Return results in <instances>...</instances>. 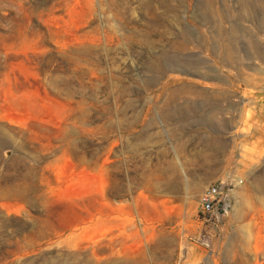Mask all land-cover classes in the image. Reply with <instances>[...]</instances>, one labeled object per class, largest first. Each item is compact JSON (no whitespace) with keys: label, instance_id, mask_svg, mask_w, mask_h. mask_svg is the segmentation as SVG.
Wrapping results in <instances>:
<instances>
[{"label":"rangeland","instance_id":"374dc122","mask_svg":"<svg viewBox=\"0 0 264 264\" xmlns=\"http://www.w3.org/2000/svg\"><path fill=\"white\" fill-rule=\"evenodd\" d=\"M263 7L0 0V264H264Z\"/></svg>","mask_w":264,"mask_h":264},{"label":"built area","instance_id":"2783aa9c","mask_svg":"<svg viewBox=\"0 0 264 264\" xmlns=\"http://www.w3.org/2000/svg\"><path fill=\"white\" fill-rule=\"evenodd\" d=\"M232 207L231 197L219 183H213L201 193L200 214L205 220L218 218Z\"/></svg>","mask_w":264,"mask_h":264},{"label":"water","instance_id":"95a60500","mask_svg":"<svg viewBox=\"0 0 264 264\" xmlns=\"http://www.w3.org/2000/svg\"><path fill=\"white\" fill-rule=\"evenodd\" d=\"M186 246L189 253L188 258L193 261H197L198 258L196 257H200V254L203 253L201 250H205L203 256H206L208 253V250L205 247L192 239H187Z\"/></svg>","mask_w":264,"mask_h":264},{"label":"bare ground","instance_id":"6f19581e","mask_svg":"<svg viewBox=\"0 0 264 264\" xmlns=\"http://www.w3.org/2000/svg\"><path fill=\"white\" fill-rule=\"evenodd\" d=\"M263 9H264V7H263Z\"/></svg>","mask_w":264,"mask_h":264}]
</instances>
